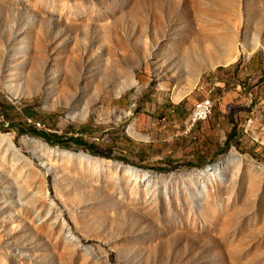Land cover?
I'll list each match as a JSON object with an SVG mask.
<instances>
[{
    "label": "rangeland",
    "instance_id": "obj_1",
    "mask_svg": "<svg viewBox=\"0 0 264 264\" xmlns=\"http://www.w3.org/2000/svg\"><path fill=\"white\" fill-rule=\"evenodd\" d=\"M0 264H264V0H0Z\"/></svg>",
    "mask_w": 264,
    "mask_h": 264
},
{
    "label": "trees",
    "instance_id": "obj_2",
    "mask_svg": "<svg viewBox=\"0 0 264 264\" xmlns=\"http://www.w3.org/2000/svg\"><path fill=\"white\" fill-rule=\"evenodd\" d=\"M6 107L9 109H13L14 104L11 101H6ZM29 109L31 110L32 108L30 107ZM19 133L21 134L28 133V134L40 136L44 138L45 140H47L49 143H51L53 146L61 144V141L59 140V137L56 134H51L48 132H41L36 128L34 124L29 125L28 127L23 126V128L19 129ZM71 140L77 145H83L82 138L79 136L71 137ZM91 151L97 154L107 155L106 154L107 151H105L104 149L100 147H92Z\"/></svg>",
    "mask_w": 264,
    "mask_h": 264
},
{
    "label": "built area",
    "instance_id": "obj_3",
    "mask_svg": "<svg viewBox=\"0 0 264 264\" xmlns=\"http://www.w3.org/2000/svg\"><path fill=\"white\" fill-rule=\"evenodd\" d=\"M200 106H201V114H199V122H202V121L207 120L211 116V114L213 112L214 103H213L212 99H209V100H205V102L203 104H201ZM34 124L37 126H41V122H34ZM197 124H195V126ZM192 130H190V131H192Z\"/></svg>",
    "mask_w": 264,
    "mask_h": 264
},
{
    "label": "bare ground",
    "instance_id": "obj_4",
    "mask_svg": "<svg viewBox=\"0 0 264 264\" xmlns=\"http://www.w3.org/2000/svg\"><path fill=\"white\" fill-rule=\"evenodd\" d=\"M207 100H209V99H207ZM204 102H205V100L197 103L195 110H194V116L192 119V123L190 125V128H188V131L191 130L195 126V124L199 123V114H201V106L200 105L203 104ZM143 173L145 174V176L148 175V173H146V172H143Z\"/></svg>",
    "mask_w": 264,
    "mask_h": 264
}]
</instances>
